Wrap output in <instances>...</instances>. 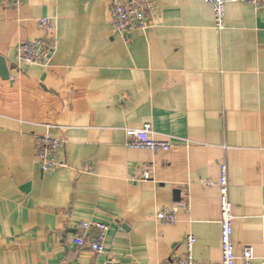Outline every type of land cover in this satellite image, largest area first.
I'll list each match as a JSON object with an SVG mask.
<instances>
[{
    "label": "crops",
    "instance_id": "1",
    "mask_svg": "<svg viewBox=\"0 0 264 264\" xmlns=\"http://www.w3.org/2000/svg\"><path fill=\"white\" fill-rule=\"evenodd\" d=\"M151 2L153 27L124 34L111 0L0 3V264H178L189 235L195 264H218L222 163L236 254L264 260V5L229 3L219 31L205 0ZM45 17L49 65L19 64ZM146 125L173 149L129 148L127 131ZM44 135L62 142L48 173L35 156ZM176 205L175 223L157 219ZM91 221L109 226L104 255L74 243Z\"/></svg>",
    "mask_w": 264,
    "mask_h": 264
},
{
    "label": "built area",
    "instance_id": "2",
    "mask_svg": "<svg viewBox=\"0 0 264 264\" xmlns=\"http://www.w3.org/2000/svg\"><path fill=\"white\" fill-rule=\"evenodd\" d=\"M24 0H0L6 6L19 7ZM212 8L216 17V29L222 31L226 24V9L229 3L236 0H205ZM257 5H264V0H249ZM112 29L117 34H124L132 28L148 30L153 27V4L151 0H111ZM44 36L22 43L17 50V60L21 65L47 67L55 53L53 34L56 28L55 21L51 18H41L38 21ZM152 127L146 125L143 129L128 130V147L134 150H149L152 152H168L173 149L172 142L158 141L153 137ZM189 144V143H188ZM62 142L50 135L39 136L36 140L35 156L43 173L52 172L63 165L60 160ZM229 169L227 163L220 165V181L217 184L221 199V231H222V261L218 264H253L256 259L254 249L245 247L243 254H236L234 205L229 193ZM151 174L148 170L143 173V180H149ZM215 186L214 183H208ZM176 205L160 211L157 219L164 223H175L179 207ZM109 226L105 223L91 221L84 222L78 229L74 238L77 247L91 251L96 255L105 254V242ZM187 254L178 259V264H195L193 247L196 238L189 235L186 238ZM261 264H264V260Z\"/></svg>",
    "mask_w": 264,
    "mask_h": 264
},
{
    "label": "water",
    "instance_id": "3",
    "mask_svg": "<svg viewBox=\"0 0 264 264\" xmlns=\"http://www.w3.org/2000/svg\"><path fill=\"white\" fill-rule=\"evenodd\" d=\"M0 70H1L3 77L5 79H8L10 75L8 73L7 66L3 58L0 59ZM179 192L180 191H177V194H179Z\"/></svg>",
    "mask_w": 264,
    "mask_h": 264
}]
</instances>
